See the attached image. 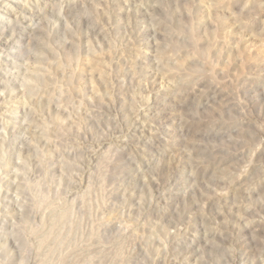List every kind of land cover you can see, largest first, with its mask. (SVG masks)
<instances>
[{
	"label": "rangeland",
	"instance_id": "1",
	"mask_svg": "<svg viewBox=\"0 0 264 264\" xmlns=\"http://www.w3.org/2000/svg\"><path fill=\"white\" fill-rule=\"evenodd\" d=\"M0 264H264V0H0Z\"/></svg>",
	"mask_w": 264,
	"mask_h": 264
}]
</instances>
